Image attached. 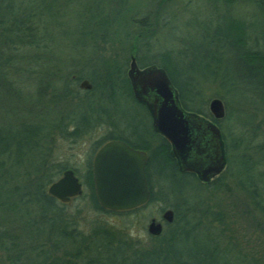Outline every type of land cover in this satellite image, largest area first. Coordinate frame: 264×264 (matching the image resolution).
<instances>
[{"label":"rangeland","instance_id":"1","mask_svg":"<svg viewBox=\"0 0 264 264\" xmlns=\"http://www.w3.org/2000/svg\"><path fill=\"white\" fill-rule=\"evenodd\" d=\"M51 2L53 3L52 7H49L48 15L42 11L37 16L36 23L38 30H42L39 32L40 36L45 35L39 40L49 48L58 47L57 50L53 48V52L60 55V59L77 56L76 54L85 49L82 37L79 36L80 28L93 32L91 16H102L106 19V26L99 28V32L105 31L108 38L102 41L98 39L99 46L96 45L97 48L93 50H98L104 57L118 59L123 66L125 65V74L133 36L138 32L148 34L144 39L146 43L138 44V55L142 57V54L149 56L151 52L158 55L169 53L171 57H178L177 52L182 51L185 44L192 49H200V54L205 52L206 55L212 56L213 60L209 61L200 56L194 58L195 54H192L193 56L187 54L180 67L184 69L185 63L193 62V66L186 70V73L191 75L193 80L191 87L199 91L200 103H203L207 111L208 101L213 97L220 99L224 107V116L216 125L222 136L225 167L213 184L203 186L194 180L190 181L188 184L190 187L182 196L183 191L179 195L171 193L170 190H173L176 184L171 183L169 178L168 180L165 177V180L159 181L161 179L158 180L152 175L154 200L136 212L119 215L97 212L88 207L85 197L77 196L64 205L62 213L72 215L79 226L85 228L84 231L92 221L102 220L124 231L127 237L138 239L144 245H148L151 243L146 232L149 220L151 218L160 220L161 212L166 208L173 209L170 204H174L178 197L182 196L180 200L184 202L174 204L177 215L171 224L175 220L176 227L181 225V229H189L191 234L185 242L177 243L176 248L204 250L210 246L211 241L207 232H211L212 239L219 244L218 248L227 250V253L221 254V258L228 260V264H264V210L260 208L264 206V151L258 150L257 147L264 141L261 132L264 130L262 123L264 103L263 97L260 98V89L263 90L264 85L259 89L254 78L252 80V77L245 75V72L239 69V62L236 64L233 61V49L226 47L225 52L219 48V40L216 38L217 34L225 36L227 42L233 38L232 35L235 33L230 34L228 20L235 18L244 25L242 27L249 25L245 30L251 36L249 38L253 42L256 41L252 48L263 51L264 42L261 37H264V11L258 12L252 0H234L230 10H225L219 0ZM25 3L32 4V0H25ZM139 19L145 20V26L139 23ZM47 33L51 34L48 36ZM246 42L248 44V40ZM87 43L88 48H91L94 39H88ZM135 55L137 56L134 54V57ZM135 60L139 65L136 57ZM14 66L5 68L4 81L11 86L10 89L0 87V132H3L9 123L13 125L16 120L31 121V118L42 116L41 113H48L51 116L55 113L56 107H65L63 103H56L55 94L60 85L58 80L53 81L50 86L41 87L37 82L40 75L36 73L42 70L41 68L27 67L26 61H20ZM83 68L78 65L76 69L89 72L86 65ZM69 69L70 67H63L59 71L66 72ZM48 70L45 74L49 73ZM65 78L68 82L66 86L76 97L75 100L90 99L96 111L98 108L104 111L103 114L98 111L99 117L109 125L101 124L75 142L56 141L53 159L62 160L76 168L77 174H83L88 160L91 161L94 153L91 149L92 143L111 131L110 125H113L117 134L127 137L132 142L146 135L144 131L142 132L141 125L148 128L149 119L145 110L138 104L119 91H115L109 100L95 99L93 97L96 90L79 88V81L71 80L70 75ZM69 105L68 111L77 109L74 103L70 102ZM25 106L27 107L23 109ZM81 106H77L79 107L77 110H80ZM253 127L255 133L252 131ZM135 131L138 133L135 134ZM234 143L238 147H233ZM250 163L253 168L252 176H255L251 182L238 172L243 171ZM6 164L8 166L4 167ZM1 170L5 172L1 173ZM28 172L23 164L20 166L6 162L0 164V264H12L13 259L17 264H37L40 257L36 254L40 248L48 249L51 256L64 259L71 257L69 252H74L75 247L72 248L71 245L63 246L62 243V246H53L55 242L53 235L50 241H46L47 226L40 221L38 206L31 201H19L20 194L28 191L27 187L30 188L32 185L29 183L32 174ZM49 183L44 185V191ZM16 186L18 190L14 189ZM251 190L255 193L253 198L249 196ZM201 200L210 203L212 209L210 214H191L190 211H186L190 209V203L197 204ZM254 201H258L259 204H255ZM217 212L222 213L216 215ZM212 214L217 218L213 219ZM53 215L55 216V213ZM163 226L165 230L168 229L166 224ZM194 231L196 232L193 233ZM65 248L69 255L67 253L62 255ZM78 248L80 251L77 256L70 258L74 264H81L84 253L86 254L83 246Z\"/></svg>","mask_w":264,"mask_h":264},{"label":"trees","instance_id":"2","mask_svg":"<svg viewBox=\"0 0 264 264\" xmlns=\"http://www.w3.org/2000/svg\"><path fill=\"white\" fill-rule=\"evenodd\" d=\"M51 1L32 0V4H27L25 0H22L23 3L18 0H0V87L4 86L8 90L11 87L4 81L6 74L5 68L15 67L14 65L16 63L26 61L27 67H39L42 69L36 72L37 75H40L37 82L40 83L41 87L50 86L56 80L60 82L58 91L55 94L56 103L65 104V107H56L55 113L51 116L48 113H41L42 116L31 118V121L25 122L23 119L21 121L19 120L20 123L18 125L17 122L19 121L16 120L13 125L9 123V126L3 132H0V164L5 162L18 166L23 164L26 171H30L28 173L32 174L29 177V183L32 185H30V188L25 186L29 190H25L24 193L22 192L20 194L19 201H31L38 206L40 221H43L47 226L45 233L46 241H50L52 239L51 235H53L55 237V242L54 244L52 243L53 246L71 245V247H75H72L74 248V252H69L71 257L69 256L67 259L51 256L48 249L40 248L38 254H36L40 257L37 264H74L70 258L77 256V253L80 251L78 246H83L86 251L81 264H228V260L221 258V254L223 255L224 252L227 253V250L225 251V248H218L219 244L212 239L213 235L211 232H207L208 238L211 241L210 246L204 250L187 248L185 250H179L176 248V244L185 242L191 232L189 229H181V225L176 227L175 220L172 224L165 223L168 229L165 230L163 228L160 235L150 237L149 241L151 243H148V245H144L138 239L127 237L124 231L108 225L102 220L92 221L88 224L87 230L84 231L85 228L79 226L78 221L72 215L62 213L65 204L59 203L45 193L44 185L46 183L57 178L65 168H71L81 181L83 189H85L79 197H85V203L92 210L101 213H116L119 215L136 212V210L144 206L125 212L103 210L98 206L93 193L90 170L91 161L88 160L83 174H77V170L73 166L67 165L62 160L52 158L56 141L75 142L81 139L86 132L94 130V128L101 124H107L100 119L98 114V111L101 114L104 111L100 108L96 111L90 99L87 101L75 100L76 97L66 86L68 82L65 77L68 75H70V79L73 81H79L83 77L91 81V90L97 91L93 97L95 99L109 100L115 91H119L145 110L149 119L148 128L141 125L142 132L144 131L146 133L145 136H141L138 140H134L133 138L134 141L132 142L127 137L117 134L113 129V125H110L112 130L96 139L92 143L91 149L94 152L102 142L109 139H120L134 148L145 150L148 154L147 162L145 163L146 181L149 187L148 202L154 200L151 182L152 175H155L158 180L161 179L159 181L169 178L171 183L176 184L175 188L170 190L171 193H177L179 195L183 191L182 196L186 193V189L190 187V185L188 186L190 181L194 180L198 184L208 186L209 184H213L219 177L217 176L208 182H201L193 173L178 170L176 160L170 155L168 142L153 130L148 111L141 103H138L133 98L125 74V65L123 66L115 57H104L98 50H93L100 43L98 39L102 41L108 38L105 31L102 33L99 32V28L106 26V19L102 18V16H94L91 14L94 31L80 28L79 36L82 37L81 41L85 49L76 54L77 56L71 58L65 57L64 59H60V55L53 52V48L57 50L58 47H51L49 45L51 47L49 48L42 40H39L40 37H44L45 35L40 36L39 34L42 30H38L36 23L37 16L42 11L48 15L49 7H52L53 3ZM220 2L225 10H230L234 0H219ZM253 2L258 12L264 11V0H252ZM144 22V19H139V23L145 26ZM228 23L231 29L230 34H235L232 35L233 38L229 42H227L225 36L217 34L216 38L217 41L219 40V48L224 49L225 52L226 47L232 48L234 51V55H232L233 61L236 64L239 62V69H242L245 75L252 77V80L254 78L255 84L259 88L264 85V50L252 48L256 44V41L253 42L249 38L251 36L245 30L249 25L242 27L244 25L235 18L229 19ZM49 34L51 33H47L48 36ZM147 35V32H138L133 36L130 53L133 56L137 54L135 57L139 62L138 66L143 67L153 64L162 67L167 73L172 85L177 90L180 105L185 110L198 113L218 124L219 120H214L204 108L203 103H200L199 91L191 87L193 80L191 75L186 73V70L193 66V62L189 61L185 63L184 69L180 67L181 61L183 62V58L187 54H195L194 56L192 55L194 58L200 56L201 58L209 59V61L213 60L212 56L206 55L205 52L200 54V49H192L191 46L187 47L185 44L182 51L177 52L176 56L178 57H171L169 53L158 55L151 52L149 56L142 54L143 58L141 55H138V44L141 42L146 43L144 39ZM90 38L94 39V43L91 48H88L89 44L87 42ZM206 38H209V36H206ZM261 38L264 42V37ZM84 40L86 41L84 42ZM247 40L248 44L246 42ZM144 60L148 62H144ZM78 65L81 69L86 65L89 72L76 69ZM63 67H70V69L66 72L59 71ZM47 70L49 73L45 74ZM48 76H51V78ZM260 90V98L263 97L262 100L264 103V89ZM70 102L74 103L77 109H79L77 106H81L82 104L80 110L70 109L68 111ZM262 119V123L264 124V112ZM252 131L254 132V127ZM261 132L264 139V130ZM137 133L135 131V134ZM233 147H238V145L234 143ZM257 147L258 150L264 151V141L259 143ZM252 170L253 168L250 163L243 171L238 172L243 174V177L248 178L251 182L255 177L252 176ZM4 172V170H1V173ZM160 188L162 189L161 185ZM14 189L18 190L19 188L16 186ZM254 194L252 190L249 192L251 198H253ZM181 197H178L174 204L181 202ZM254 202L255 204H259L258 201ZM174 204H170L173 207V209H170L173 211L175 218L177 210ZM191 204L189 206L190 209L186 210L187 212L190 211L191 214L206 215L211 213L210 203L206 201L202 202L201 200L200 203ZM262 206L260 208L264 210V206ZM53 213H55V216ZM221 213L217 212L216 215H221ZM216 215L212 214L213 219L217 218ZM66 253L68 254V251L65 248L63 249L62 255H66ZM12 264H17L14 262V259L12 260Z\"/></svg>","mask_w":264,"mask_h":264},{"label":"water","instance_id":"3","mask_svg":"<svg viewBox=\"0 0 264 264\" xmlns=\"http://www.w3.org/2000/svg\"><path fill=\"white\" fill-rule=\"evenodd\" d=\"M126 77L133 98L147 109L153 130L168 142L178 170L193 173L201 182L218 175L225 166V158L216 123L180 105L177 90L162 67L153 64L139 67L135 57L130 55ZM78 87L89 90L91 83L82 78ZM207 108L214 120L224 116L223 104L216 97L208 101ZM145 161L144 150L133 148L122 140L109 139L100 144L93 153L90 167L98 206L106 211L124 212L147 203ZM81 192V183L70 168L62 170L46 188V193L62 204ZM161 219L171 222L173 211L164 209ZM161 231L160 222L151 218L146 232L159 235Z\"/></svg>","mask_w":264,"mask_h":264},{"label":"flooded vegetation","instance_id":"4","mask_svg":"<svg viewBox=\"0 0 264 264\" xmlns=\"http://www.w3.org/2000/svg\"><path fill=\"white\" fill-rule=\"evenodd\" d=\"M150 118V117H149ZM150 124H151V120H150ZM118 140H120V139H118ZM124 142V141H123ZM126 143V142H125ZM127 144V143H126ZM127 145H129V144H127ZM130 146V145H129ZM132 147V146H131ZM170 147V146H169ZM134 148V147H133ZM141 150V149H140ZM145 151V150H144ZM146 152V151H145ZM147 152H146V161H145V163L147 162ZM4 167H6V166H8L7 164L6 165H3ZM144 173H145V166H144ZM75 174V173H74ZM145 177H146V173H145ZM80 181V180H79ZM80 183H81V181H80ZM81 187L83 188V186H82V183H81ZM148 189H149V187H148ZM45 193H46V189H45ZM48 195V194H47ZM56 200V199H55ZM161 214H162V212H161ZM173 218H174V216H173ZM155 219V218H154ZM155 221H158V222H160V224H161V228H162V230H163V224H165V222L161 219V215H160V220H156L155 219ZM162 232V231H161ZM160 235V234H159ZM156 236H158V235H150L149 234V237H156Z\"/></svg>","mask_w":264,"mask_h":264}]
</instances>
